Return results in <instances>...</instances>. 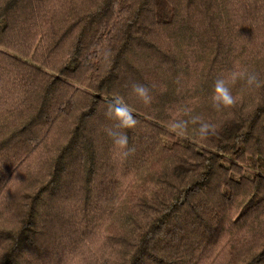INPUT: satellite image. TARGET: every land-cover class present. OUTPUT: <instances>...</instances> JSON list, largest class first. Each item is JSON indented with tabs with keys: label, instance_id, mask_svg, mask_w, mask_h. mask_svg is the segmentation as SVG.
<instances>
[{
	"label": "trees",
	"instance_id": "trees-1",
	"mask_svg": "<svg viewBox=\"0 0 264 264\" xmlns=\"http://www.w3.org/2000/svg\"><path fill=\"white\" fill-rule=\"evenodd\" d=\"M237 65L264 81V0H0V264H264V87L211 100Z\"/></svg>",
	"mask_w": 264,
	"mask_h": 264
},
{
	"label": "clouds",
	"instance_id": "clouds-1",
	"mask_svg": "<svg viewBox=\"0 0 264 264\" xmlns=\"http://www.w3.org/2000/svg\"><path fill=\"white\" fill-rule=\"evenodd\" d=\"M105 56L110 55L106 50ZM243 80L249 88L259 89L264 87V81H261L256 73L249 72L245 68L237 65L232 71L225 76L215 80L211 100L213 107L217 110L233 108L238 103V97L233 94L232 86L237 81ZM133 93L145 104L150 105L152 102L151 89L140 83L131 85ZM190 108H185L183 113L185 116H190L189 119L183 118L179 113L174 114L169 122V128L172 132L178 135H185L189 129V125L196 126L199 139L202 141L208 140L217 132L216 125L210 121H205L199 115H190ZM105 116L112 121L110 126L105 128V132L111 138L114 147L117 150V156L120 160H125L135 152L134 147L129 146V140L126 129H133L139 121L133 114V110L124 101L122 97L116 96L106 104ZM13 178L8 182L12 183ZM15 183L20 182L15 178ZM6 195V193H5Z\"/></svg>",
	"mask_w": 264,
	"mask_h": 264
}]
</instances>
